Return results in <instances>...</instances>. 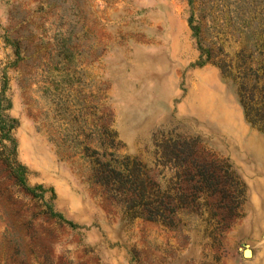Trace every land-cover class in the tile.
Returning a JSON list of instances; mask_svg holds the SVG:
<instances>
[{"label": "rangeland", "instance_id": "obj_1", "mask_svg": "<svg viewBox=\"0 0 264 264\" xmlns=\"http://www.w3.org/2000/svg\"><path fill=\"white\" fill-rule=\"evenodd\" d=\"M179 137L187 206L127 218L95 157ZM0 152V264H264V0H0Z\"/></svg>", "mask_w": 264, "mask_h": 264}, {"label": "trees", "instance_id": "obj_2", "mask_svg": "<svg viewBox=\"0 0 264 264\" xmlns=\"http://www.w3.org/2000/svg\"><path fill=\"white\" fill-rule=\"evenodd\" d=\"M191 27L198 31L197 25L191 24ZM196 31L195 34L198 36ZM197 38L200 44V39ZM12 42L16 43L15 46L18 49L17 41L12 39ZM206 62H209L208 59ZM241 102L243 103L242 99ZM246 114L248 117V110ZM158 146L161 149L157 150L156 160L172 173L163 185L160 179L156 180L149 174V168L141 160L129 157L121 161L122 169L95 157L93 178L106 187L113 199L123 206V212L127 218L153 219L169 224L172 223V215L176 210L188 204L181 183L186 176V160L188 159L186 149L190 146V141L181 137L164 138ZM0 159L9 165L13 172L10 164L6 163L7 157L2 159L1 152ZM16 179L23 181L19 175H16Z\"/></svg>", "mask_w": 264, "mask_h": 264}, {"label": "bare ground", "instance_id": "obj_3", "mask_svg": "<svg viewBox=\"0 0 264 264\" xmlns=\"http://www.w3.org/2000/svg\"><path fill=\"white\" fill-rule=\"evenodd\" d=\"M246 254H248V253H246Z\"/></svg>", "mask_w": 264, "mask_h": 264}]
</instances>
